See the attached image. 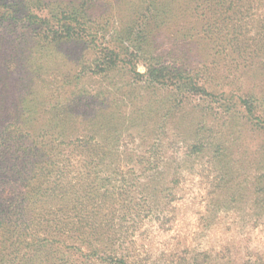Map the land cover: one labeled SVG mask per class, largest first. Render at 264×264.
<instances>
[{
    "label": "rangeland",
    "instance_id": "obj_1",
    "mask_svg": "<svg viewBox=\"0 0 264 264\" xmlns=\"http://www.w3.org/2000/svg\"><path fill=\"white\" fill-rule=\"evenodd\" d=\"M14 1L25 6L30 0ZM37 2L41 10H34L40 15L77 11L78 21L90 20L89 26L122 43L124 55L185 62L200 73L209 67L207 72L220 76L223 89L236 91L244 83L264 102L263 58L249 63L237 59V48L248 37L264 33V0H256L237 23L243 33L236 44L235 35L228 33L234 31L233 23L214 25L206 0ZM12 3L0 0V9ZM8 15L0 12V126L5 118L49 115L45 105L64 103L71 88L52 98L49 86H59L66 76L72 79L83 55H92L84 43L34 36L22 12ZM256 42L250 54L264 55L253 52ZM145 63L142 59L139 71H146ZM116 78V86L99 77H86L79 85L82 104L108 90L106 102L94 107L115 118L106 166L98 168L102 177L113 174L110 188L114 185L116 198L106 211L112 236L99 245H109L111 255L128 264H264V130L247 118L241 103L230 120L215 95L190 97L184 88L144 83L134 90L117 89L127 80ZM36 91L42 113H32ZM203 139L205 149L193 152ZM122 175L131 189L127 194L118 181Z\"/></svg>",
    "mask_w": 264,
    "mask_h": 264
},
{
    "label": "trees",
    "instance_id": "obj_2",
    "mask_svg": "<svg viewBox=\"0 0 264 264\" xmlns=\"http://www.w3.org/2000/svg\"><path fill=\"white\" fill-rule=\"evenodd\" d=\"M37 1L30 0L23 6L13 0L7 10L0 9V12H8L9 17L22 12L34 36L84 43L92 55H83L81 69L72 79L66 76L59 86H49L48 96L52 98L71 86L64 103L53 101L45 105L49 115L34 114L22 119L14 117L12 121L2 120L0 264H128L124 258L112 256L114 251L109 245H99L101 239L112 236L106 211L112 210V201L116 198L114 185L110 188L113 174L102 177L99 172L103 170L98 168L106 166L108 141L115 129V118L113 112L94 105L105 103L109 92L101 90L92 100L82 104L80 83L86 77H99L111 80L116 86V77L123 76L127 82L117 89L129 87L134 90L144 83L168 90L184 88L190 97L215 95L230 120H235L233 108L241 103L247 118L256 120L258 128L263 130L264 102L244 83L238 84L236 91L223 89L220 76L216 71L207 72L209 67L200 73L190 70L185 62L166 64L156 57L124 55L122 43L103 35L101 29L89 26L90 20L78 21L77 11L59 10L40 15L34 10H41ZM206 1L214 25L229 27L233 23L234 31L228 33L235 35L236 44L240 40L239 33H243L238 32L237 23L256 6V0ZM37 22L40 23L38 26H30ZM256 39L253 52H264V33H261L256 38L248 37L244 45L237 48L240 53L237 59L249 63L258 56L264 62V55L250 54ZM142 59L146 61L145 72L138 70ZM179 60L183 61L182 57ZM38 100L36 91L35 98L31 99L32 113L44 110ZM81 107L86 108L83 109L84 115L79 111ZM257 111L261 113L259 117ZM194 148L193 152L203 151L204 139ZM118 181L124 183L115 186H120L122 194L131 191L125 175ZM66 248L71 249L67 252Z\"/></svg>",
    "mask_w": 264,
    "mask_h": 264
}]
</instances>
